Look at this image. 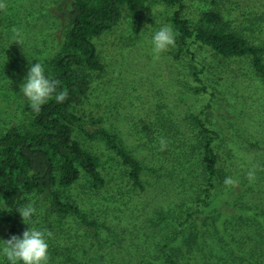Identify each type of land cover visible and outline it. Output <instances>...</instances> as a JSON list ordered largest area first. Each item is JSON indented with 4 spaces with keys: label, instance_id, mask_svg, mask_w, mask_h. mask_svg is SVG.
Instances as JSON below:
<instances>
[{
    "label": "rangeland",
    "instance_id": "374dc122",
    "mask_svg": "<svg viewBox=\"0 0 264 264\" xmlns=\"http://www.w3.org/2000/svg\"><path fill=\"white\" fill-rule=\"evenodd\" d=\"M74 1L2 0L6 8L0 10V137L9 127L29 122L21 85L37 61L43 62L51 78L49 61L60 52L66 37L67 11ZM186 3L185 13L192 23L199 21L202 12L218 10L235 29L264 46V0ZM177 9L149 3L140 29L125 16L96 40L107 70L100 77L97 74L93 93L79 112L91 122L98 118L108 122L129 146L146 167L142 173L144 188L134 185L129 168L99 137L90 139L76 128L74 137L101 156V172L107 183L95 189L85 176L69 192L70 197L92 218L112 226L116 235L104 229L96 232L73 217L47 218L48 205L43 203L39 213L34 200L37 211L29 225L23 223L20 238L30 228L52 234L62 231L59 239H47L49 264H160L164 238L178 234L181 227L177 225L188 213L194 215L186 223L197 226L209 211L216 224L225 222L227 232H236L235 245L242 255L235 264L264 260L257 242L264 238L260 222L264 221V80L248 57L225 58L193 39L183 51L175 44L154 61L152 38L162 26H171L170 18ZM13 29L18 30L16 39L22 45L15 41ZM11 50L15 54L8 53ZM192 113L200 114L219 132L215 148L222 188L218 193L224 202L207 212L200 206L198 214L194 201L203 180L202 167L198 166H203L204 160ZM165 132L171 134L173 144L160 151L159 141L166 139ZM253 168L256 179L250 182L247 173ZM228 177L236 183L225 185ZM247 210L254 213L247 214ZM196 248L180 256L183 264H203ZM147 253L153 254L151 259H142ZM0 264H10L2 252Z\"/></svg>",
    "mask_w": 264,
    "mask_h": 264
},
{
    "label": "trees",
    "instance_id": "16d2710c",
    "mask_svg": "<svg viewBox=\"0 0 264 264\" xmlns=\"http://www.w3.org/2000/svg\"><path fill=\"white\" fill-rule=\"evenodd\" d=\"M149 3L178 7L170 21L176 36L175 44L180 51L193 39L194 43L225 58L248 57L255 71L264 80V46L256 44L235 29L231 20L221 11H204L199 21L192 23L185 13L188 8L186 0H75L67 11L66 37L60 52L49 61L51 78L59 82L57 91L67 90L68 98L63 103H57L53 97L41 106L39 113L31 108L26 99L24 108L30 116L29 122L9 127L0 137L1 241L9 240L12 236L20 237L22 230H25V222L17 210L34 200L39 213L43 203L48 205L47 218L73 217L89 229L96 232L104 229L115 237L116 231L112 226L92 218L70 197L69 192L85 176L95 189L107 183L101 172V156L87 149L74 135L75 129L79 128L90 139L99 137L129 168L134 185L144 188L142 173L146 167L142 162L108 122L102 118L89 121L79 112V107L90 99L97 74L100 77L107 70L96 40L113 30L125 16L132 18L136 28L140 29ZM8 53L15 54L12 50ZM191 117L199 129V149L204 160L203 166L196 164L203 170V180L195 192L194 203L198 205L195 213L198 214L201 213L200 206H204V212H207L210 207L224 204L223 201L220 202L221 194L218 193L222 188L220 159L215 148L219 132L210 128L200 114L192 113ZM92 128L98 129L91 131ZM163 136L166 137L168 146L173 144L171 134L165 132ZM216 193L217 196L214 197ZM44 198L47 199L46 202ZM40 199L41 202H38ZM211 213L209 211L205 214L198 227L194 222L186 223L194 215L193 212L188 213L187 219L177 225L181 227L178 234L164 238L163 259L160 264H183L180 256L192 252L195 245L197 252L203 257V264H235L242 255L235 245L236 232H227L224 229L227 225L225 222L216 224V217L210 216ZM245 213L252 214L254 211L247 210ZM257 217L259 220L260 215ZM31 219L29 221L32 222ZM260 222L264 226V221ZM123 231L125 232L122 229L121 235H124ZM61 232H50L51 238L59 239ZM257 242L261 251L260 258H263L264 238ZM152 255L147 253L142 259L149 260ZM248 263L264 264V260L257 263L249 260Z\"/></svg>",
    "mask_w": 264,
    "mask_h": 264
},
{
    "label": "clouds",
    "instance_id": "9594fccd",
    "mask_svg": "<svg viewBox=\"0 0 264 264\" xmlns=\"http://www.w3.org/2000/svg\"><path fill=\"white\" fill-rule=\"evenodd\" d=\"M5 8L6 4L0 0V10ZM13 32L15 41L21 44L19 39H16L19 36L18 30L13 29ZM175 43L176 36L172 27L170 25L162 26L152 38L154 61L159 60L161 53L166 52L170 47H174ZM58 86V81L46 75L43 62L37 61L31 65L26 83L21 85V91L29 101L31 108L39 113L41 106L45 105L53 97L57 103H63L68 98L69 93L67 90L57 91ZM167 146V140L161 137L159 150L164 151ZM247 178L250 182L255 181V168L248 171ZM235 183L236 181L231 177L225 179V185L231 186ZM17 211L21 214L23 221L28 224L37 209L32 203H29ZM49 237H51L50 232L30 228L23 233L22 239L12 236L9 240L0 241V244H3L0 252L10 264H18V262H22V264H49V244L47 242Z\"/></svg>",
    "mask_w": 264,
    "mask_h": 264
}]
</instances>
